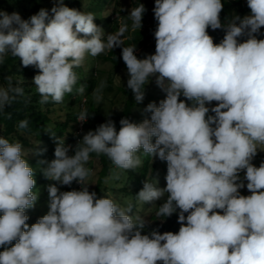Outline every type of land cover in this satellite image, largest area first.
<instances>
[{
  "label": "clouds",
  "instance_id": "9594fccd",
  "mask_svg": "<svg viewBox=\"0 0 264 264\" xmlns=\"http://www.w3.org/2000/svg\"><path fill=\"white\" fill-rule=\"evenodd\" d=\"M246 5L250 13L233 16L214 44L206 30L222 27V0H155V54L144 59L134 55L135 45L123 46L126 23L105 37L93 13L70 9L63 0L27 20L0 11V63L11 54L23 67L38 69L32 83L40 103L62 102L85 57L117 47L137 104L153 77L166 94L158 106L150 102L143 109L150 116L139 123L122 118L117 131L109 119L88 131L72 155L64 139L56 140L55 158L41 161V174L81 187L60 191L49 184V210L31 226L26 210L34 208L38 192L29 152L0 137V264H264V162L252 163L264 146V39L254 35L264 27V0ZM145 11L143 4L129 11L134 29L142 27ZM7 79L0 111L24 93ZM211 102L216 106L207 107ZM88 117L82 112L78 119ZM27 126V119L19 123ZM141 149L166 162V187L145 181L136 197L151 205L163 200L157 215H177L175 234L153 229L142 235L148 223L128 215L131 205L97 198L85 184L91 153L128 170L141 164ZM243 188L250 195H241Z\"/></svg>",
  "mask_w": 264,
  "mask_h": 264
},
{
  "label": "trees",
  "instance_id": "16d2710c",
  "mask_svg": "<svg viewBox=\"0 0 264 264\" xmlns=\"http://www.w3.org/2000/svg\"><path fill=\"white\" fill-rule=\"evenodd\" d=\"M89 1V12L95 14V11H97L100 14V11L103 7V0ZM116 1L118 0H108V5ZM25 2L27 6L25 5L24 7H22V12L17 11L19 10L18 7H16L15 9L11 8L8 5L7 0H0V9L1 11L7 12L8 14L16 12L21 16L22 19L27 20L30 16L36 14L41 8L48 10L52 8V6L46 3V0H31V2H27L26 0ZM63 2L65 6L69 7L70 9L82 11V5L77 0H63ZM27 3H29L30 6H28ZM139 4H143L146 9L141 21L142 27L140 29L135 28L133 32L130 33L131 41L123 44V46L128 47L135 45L136 47H140V50L138 52L135 49L134 55H136L138 59H144L147 55L155 54V39L153 33L157 27V22L154 19L153 14L155 3L148 0H135L133 3V7L135 8L139 6ZM222 4L223 8L219 13V20L222 27L216 30H212L211 28L206 30L208 35L212 37L214 44H219L223 39L225 35L224 28L232 20V10L235 11V16L238 15L241 18L244 17V15L250 13V9L247 8L244 0H222ZM120 13L121 11H119V13L112 12L111 15H107L105 17H103L102 15H97L98 17H95L96 19L94 20V23L102 30H115L114 17ZM126 14L128 16V13ZM263 30L264 27H262L259 32L262 33ZM100 59L104 62L110 63L115 72L119 70L127 71L126 65L121 58L120 47L113 48L111 51L109 50L107 55L105 57H101ZM37 74H39L38 69H36L34 66L23 67L20 64L18 58L12 56L11 54L6 55L3 59V62L0 63V77L9 76L11 78L16 77L22 78L23 80H33L34 76ZM111 81L112 79L110 80V82ZM12 84L13 86L22 87L24 89V93L22 96H17L10 106H6L3 111H0V137L8 139L10 142H20L23 148L25 150H28L29 155L27 157V160L29 166L33 167L34 179L36 182L35 189L33 191L38 192V200L35 205H38L42 203L40 191L46 190L49 184L54 185V181L47 180L41 174V168L46 167V164H42L41 161L51 162L55 158L54 150L56 147V140L59 141L64 139L65 146H71L68 155H72L73 150L79 143L77 142L78 138H80L81 141V138H83L87 131H94L97 126L105 123L106 120L109 119L103 117L99 113V109H95L93 103L89 101L87 103V108L85 111L81 110L75 112L71 107L67 108L70 111L69 113L61 115V121H56L49 117V115L53 111H56V106L63 103L64 100H69L71 103L70 106H73L74 100H76L79 95L78 89L81 87V85H83L86 89L84 94L85 97L89 98L91 90L96 86V81L94 79L84 81L82 76L79 77L77 79V83L73 87L72 92L66 93L62 102L56 103L54 101H51L50 98L49 102L46 104L40 103L41 96L38 92L35 93L31 90L29 91L28 89H26V83L17 85L16 82L13 81ZM108 89L110 88L108 87ZM147 89L148 87L147 85H145L144 92H146ZM119 91L122 92L123 96L125 97L123 103L124 106L120 113L114 114L110 119L114 122L117 131H119V121L122 118H126L130 122L133 119H136V116L133 115L132 110L137 106L133 93L131 92V90L127 89V84L120 87ZM180 99L184 98L181 97ZM149 103L150 102H144L143 106L146 107ZM185 103L188 104L187 101H185ZM61 110L64 111V109ZM82 112H86L89 117L84 123L83 132L78 135L77 118ZM25 119L28 120V126L21 129L19 127V123ZM92 122H94L93 125H91ZM138 153L141 154L140 158L142 159V163L136 168L127 170L129 174L128 180L125 187L120 190L121 194L124 193L128 197L133 196L136 198V195L141 190L142 183L146 176L147 165L150 160V155L145 154L142 149ZM89 159H93L97 161V163L102 164L100 166L101 170L98 173V179L95 182L94 188H88L90 192H95L97 194V198H102V195L104 193V181L111 177L112 172H115L119 169L113 168L112 166L114 164L104 154L91 153ZM259 165L260 163L257 167H259ZM165 171L167 172V166H165ZM73 190L78 191L80 189L75 187ZM67 191L69 190L67 189ZM240 193L241 195L246 196L243 189L240 190ZM134 208L135 206H133V209ZM33 209L26 210V215L29 216V220L26 223H28L29 226L34 224L38 219V217H35L33 220L30 219ZM133 216H136L135 213ZM150 218V220H154L155 223L147 224L145 229L141 231L142 235L147 234L153 229H158L161 234H163L164 232H172L175 234L179 230V224L177 223L176 214H173L172 216L166 218L164 216L158 215L157 217L151 216ZM159 219H162L163 221H161L160 223L158 222ZM14 243L15 241H13L12 244L8 245V247L13 246ZM3 250L4 247L0 246V251Z\"/></svg>",
  "mask_w": 264,
  "mask_h": 264
},
{
  "label": "rangeland",
  "instance_id": "374dc122",
  "mask_svg": "<svg viewBox=\"0 0 264 264\" xmlns=\"http://www.w3.org/2000/svg\"><path fill=\"white\" fill-rule=\"evenodd\" d=\"M26 0H7L8 5L15 9L18 7L19 10L18 12H22V7L26 5ZM31 2V0H27V2ZM81 5H82V11L84 12H89V0H77ZM135 0H118L116 2L111 3L108 5V0H103V7L99 12L95 11L96 13L94 14L95 17H98L99 15H102L103 17L107 15H111L112 12H117L121 11L120 14H117V16L114 17V22H115V30H103L105 37L109 34H115L116 32L119 31V28L122 24H127L128 29L124 33L122 37L123 44L130 42L131 37L130 33L133 32L134 28L132 27V21L127 16L126 13L129 14V11L134 8L133 3ZM150 2L155 3V0H148ZM246 3V0H244ZM45 3V2H44ZM46 3L50 6H54V0H46ZM45 3V4H46ZM28 6H30L29 3H27ZM65 5V4H64ZM117 5V6H116ZM27 6V5H26ZM94 7V6H93ZM1 11V9H0ZM102 13V14H101ZM231 19L233 16H235V11H231ZM98 15V16H97ZM248 15V14H246ZM245 16V15H244ZM231 22V21H230ZM261 34H264V30L262 31ZM256 35V38L259 39H264V35ZM246 40V37L240 38V42H244ZM136 51L138 52L140 50V47L135 48ZM109 50H105L103 53L92 57L91 55H87L82 63V65L78 68H75V73L77 74V77L83 78L84 81L94 79L96 81V86L91 90V93L88 97H85V91L83 93L79 92V95L76 100H74L73 106H70L71 103L69 100H64L63 103L58 104L56 106V111H53L49 117L53 120L56 121H61L60 117L61 115H64L65 113H69L70 110L67 108L71 107L75 112L81 111V110H86L87 108V103L88 101L93 103L95 109H99V113L108 119H111V117L114 114L120 113L123 108V103L125 97L123 96L122 92L119 91V88L122 87L123 85H126L128 74L127 71L125 70H119V71H114L112 68V65L108 62H104L101 60V57H105L107 55ZM120 81L118 80V78ZM9 76H4L0 77V87H6L9 83L8 79ZM11 78V77H10ZM112 81L110 82V80ZM16 82L17 85H26V89L29 91L37 92L36 87L32 83L33 80H23L22 78H11V82L13 83ZM108 87L110 89H108ZM147 91L145 92L144 99L141 103L137 104V106L132 110L133 115L136 116V119H133L131 122H136L139 123L141 122L144 118L150 115H146L143 113V109L145 108L144 102H152L156 103L157 105L159 104L160 101H162L165 98V93L159 88L156 83H155V78H151L149 80V83L147 84ZM97 95L101 96L102 99L97 101L96 97ZM187 103L190 105L191 102L187 101ZM217 102H211V104H206L207 107H214L216 106ZM61 109H64L61 110ZM79 117V116H78ZM78 123L81 124L79 119L77 118ZM94 122L91 123L93 125ZM88 132V131H87ZM82 139V138H81ZM260 151L257 152V155L253 158V165L258 166L259 163L264 162V146H260ZM137 156H141V154L137 153ZM141 163L142 159L140 158ZM102 164L97 163V161L93 159H89L86 164L84 165L87 169L90 170V175L86 178L85 184L89 185L88 188L92 189L95 186V182L98 179V173L100 172V166ZM141 165V164H140ZM165 166H167L166 162L160 161L159 159L155 157L150 156V160L147 165L146 169V176L143 181V183L146 182H152L154 183V180L157 181V187L159 188H164L166 187V171H165ZM113 168H117L115 165L112 166ZM127 170L124 169H119L116 170L115 172H112L111 177H109L106 181H104V193L102 195V198L104 196L112 197L115 199V201L121 206V207H128L131 205L132 213H128V215H139L142 217L148 224H153L155 223L154 220H150L151 216H156L157 217V209L158 207L163 203V200L156 201L154 202L155 204H144L143 202L139 201L138 198L133 197V196H126L124 193L121 194V189H123L126 185V182L128 180V172ZM240 175L243 177V172L240 173ZM143 183L141 186V189L143 187ZM246 183V181H245ZM54 185L59 188L60 191H67V189L73 190L77 183L74 181V184L69 186H61L57 182L54 181ZM106 189V190H105ZM134 191V189H133ZM243 191L245 192L246 196L250 195V193L247 191L246 188H243ZM40 197L42 203L35 205L33 212L30 216V219L33 220L35 217H42L43 215L47 214L48 212V193L47 190H41L40 191ZM133 206L135 208L133 209ZM134 211V212H133ZM163 221L162 219H159L158 222L161 223ZM180 227V224H179ZM159 264V262H158Z\"/></svg>",
  "mask_w": 264,
  "mask_h": 264
},
{
  "label": "built area",
  "instance_id": "2783aa9c",
  "mask_svg": "<svg viewBox=\"0 0 264 264\" xmlns=\"http://www.w3.org/2000/svg\"><path fill=\"white\" fill-rule=\"evenodd\" d=\"M84 123H85V122H84ZM84 123H81V124L78 123V131H77V134H78V135L81 134V133L83 132V126H84ZM79 141H80V138L77 139V142H79ZM76 187H77L78 189H80L81 186L77 183Z\"/></svg>",
  "mask_w": 264,
  "mask_h": 264
}]
</instances>
